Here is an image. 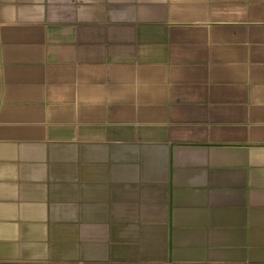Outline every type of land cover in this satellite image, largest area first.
<instances>
[{
	"label": "crops",
	"instance_id": "crops-1",
	"mask_svg": "<svg viewBox=\"0 0 264 264\" xmlns=\"http://www.w3.org/2000/svg\"><path fill=\"white\" fill-rule=\"evenodd\" d=\"M0 264H264V0H0Z\"/></svg>",
	"mask_w": 264,
	"mask_h": 264
}]
</instances>
